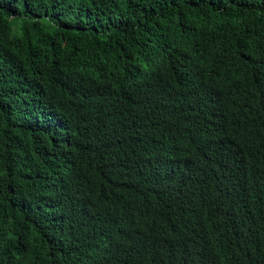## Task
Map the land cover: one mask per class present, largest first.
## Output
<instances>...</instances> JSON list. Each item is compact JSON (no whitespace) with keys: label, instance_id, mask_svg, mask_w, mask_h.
<instances>
[{"label":"trees","instance_id":"1","mask_svg":"<svg viewBox=\"0 0 264 264\" xmlns=\"http://www.w3.org/2000/svg\"><path fill=\"white\" fill-rule=\"evenodd\" d=\"M0 264H264V0H0Z\"/></svg>","mask_w":264,"mask_h":264}]
</instances>
